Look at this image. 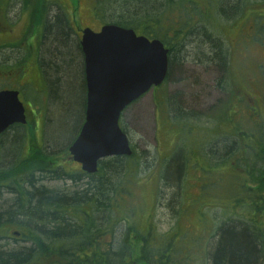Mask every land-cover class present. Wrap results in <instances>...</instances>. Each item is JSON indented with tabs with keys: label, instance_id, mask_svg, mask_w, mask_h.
<instances>
[{
	"label": "trees",
	"instance_id": "trees-1",
	"mask_svg": "<svg viewBox=\"0 0 264 264\" xmlns=\"http://www.w3.org/2000/svg\"><path fill=\"white\" fill-rule=\"evenodd\" d=\"M139 2L142 8H137L134 2L123 3L119 19L114 24L132 28L150 39H160L169 47V55L172 54L169 67L175 59L180 62L185 42L193 38L206 41L203 43L205 45L197 42V49L207 54L212 61L216 58L222 60L223 66L227 67L223 39L217 34L224 35L225 28L231 26L234 21L244 19L241 17L245 16L248 9L258 10L262 6V12L264 8V0ZM23 3L25 9L30 12L33 27L41 26L43 29V44L46 48L41 65L48 74V86L51 89L55 88L54 103L64 101L60 93L63 84L73 80L71 79L73 70H77L80 76L77 82H80L86 94L83 54L81 46L72 39V26L67 13L60 9L51 16L53 3L49 0H23ZM99 5L94 9L97 16ZM151 8L159 9V12L152 14L149 11ZM140 10H143V15L136 18L135 14ZM263 13L252 15L255 19L253 37L260 42L264 39ZM170 14H174L176 19L169 25L165 23L164 18ZM263 74L259 73L258 78L263 77ZM237 98L239 102L244 100L247 104L256 105L246 110L250 115L257 114L255 117L259 118L253 128L255 138H251L254 139L255 145L240 146L238 138L246 129L239 125H236L234 132L223 131L220 125L222 121L227 120L224 115L215 132L223 135L226 140L233 139L230 140L231 144L230 142L222 144V151L227 156L225 159L217 165L212 164L204 153L205 147L203 146L204 150L200 152L198 148L201 143H195L193 153L192 150L188 151L185 157L176 155L173 158L171 156L173 151L170 152L171 159L164 174L167 181L177 183L185 161L189 164L186 163L188 166L185 165L184 172L198 171V168H195L196 164L191 161L193 154V159L197 156L203 158L209 169L210 166L215 168L229 164L234 173L244 176V180L237 184L230 195L227 204L219 205L227 212L234 207L235 199L239 195L240 204L250 207L247 212L249 217L244 220L234 221L232 217H228L225 222L215 226L204 208L211 205L203 204L201 201L200 221L203 227H208L210 231L208 236L216 237L212 244L211 259L210 256L207 261L201 259L202 251L194 250V246L184 247L175 243L180 225L171 235H158L151 224L147 225L149 215L145 220L146 226L143 225L144 221L136 224L135 213L129 210L131 206L122 207L123 203L119 198L122 187L115 186L108 172L110 168L113 174L123 170L129 157L105 159L99 163L98 171L94 174L79 172L70 174L65 166L58 162V154L49 153L44 151L43 147L35 145L31 151L16 155L8 166L0 168V198L3 193L12 195L11 206L5 208L0 205V243L10 238L4 235V230L9 224L18 225V235L15 232L13 236L19 237L15 239L16 241L24 243V246L13 249H7L5 245L0 244V264H202L203 261L206 264H264V116L262 111H259L262 98L257 97L258 102L256 99H250L251 101H248L250 103L242 95ZM5 140L7 142L5 151L12 153L11 148L14 145L8 138ZM52 143L60 145L56 141ZM235 146L238 151L234 150ZM234 152L240 154L245 152L247 156L240 160L241 158ZM257 161L261 165L260 170L257 168L259 173L254 172ZM43 180H69L76 188L73 191L60 192L40 185V181ZM201 189L204 191L203 186ZM129 195L131 198V192ZM205 199L206 197L203 198ZM189 240L192 241V245L195 242L204 245L202 250L208 247L206 245L210 241L206 239L202 244V238L199 236L191 237Z\"/></svg>",
	"mask_w": 264,
	"mask_h": 264
},
{
	"label": "rangeland",
	"instance_id": "rangeland-1",
	"mask_svg": "<svg viewBox=\"0 0 264 264\" xmlns=\"http://www.w3.org/2000/svg\"><path fill=\"white\" fill-rule=\"evenodd\" d=\"M49 1L53 3L51 16L60 9L67 13L72 26V39L79 45L83 29L90 27L98 31L104 24H114L119 19L123 3L134 2L137 8H142L140 0ZM98 5L99 17L94 10ZM261 9L262 6L258 10L248 9L245 16L241 17L244 19L234 21L231 26L225 28L224 35L216 33L223 39L222 46L227 54L225 57V59L227 58V67L223 66L222 60L216 58L215 61H212V58L197 49V42L203 44L206 41L193 38L185 42L181 52L183 56L179 58L180 62H177V59L172 61L173 64H171L169 78L166 82L158 89L147 92L122 112L120 124L130 138L131 149L134 153L125 161L123 170L113 174L111 173L112 168H110L108 172V176L115 182V186L122 187V193L119 194L123 203L122 207L131 206L129 210L135 213L136 224L144 221L143 225L146 226L145 220L149 215L147 225L151 224L156 234L162 236L171 235L180 225L181 228L175 243L184 247L194 246L196 251L201 250L200 258L206 261L209 256L211 259L212 244L216 237L208 236L210 234L208 227H203L200 221L201 201L203 204L211 205L204 208L210 214L215 226L225 222L228 217H232L234 221L244 220L249 217L247 212L250 207L240 204L239 195L231 210L226 212L224 208L219 207V205L227 204L230 195L234 192L237 184L244 180V176L234 173L233 168L228 166L229 164L219 165L215 168L210 166L209 169V165L203 158L197 156L193 159V154L191 161L193 160L196 164L195 168H198V171L184 172L185 165L189 164L185 161L177 183L167 181L164 174L171 156L173 158L176 155L185 157L191 150L193 153L195 143H201L198 148L200 152L205 147L204 153L208 160L212 161V164L217 165L218 162L225 159L227 156L221 147L226 142L231 144L232 138L226 140L227 138L223 135L215 132L218 123L224 119V115L227 120L225 119L226 122L222 121L220 125L223 131L234 132L236 125H239L246 129L238 138L240 146L255 145L254 139L251 138L255 135L253 128L255 121H259V118L255 117L257 114L250 115L246 110L256 107V105L247 104L244 100L239 102L237 97L242 95L255 100L260 96L262 100L259 103L261 109L259 111H262L264 116V76L258 78L259 73H264V39L261 42L254 39L255 19L252 18L253 13H263L264 8L262 12ZM158 10L151 8L149 11L155 14L159 12ZM142 13L143 10L138 11L135 17L140 18ZM164 19L165 23L170 25L176 17L174 14H170ZM222 22L224 23V20ZM43 41L41 62L46 48ZM42 70L48 82V74L44 67ZM77 73V70H73L71 73L73 80L63 84L60 93V97L64 99L63 102L54 103L55 88L51 89L48 85L43 88L42 93L37 95V100L33 98V102L36 104L35 108L32 107L31 112L34 116L29 113L26 124L28 127L34 128L36 117L37 130H44L45 136L44 138L28 137L27 149L23 152L24 154L31 151L35 145L39 144L37 140L41 141L42 149L58 154V162L64 163L65 169L70 174L83 173L81 166L68 158V148L79 134L86 112V94L85 90L81 88L80 82H77L78 77L80 78ZM255 73L257 74L254 75ZM30 93L32 92L29 91ZM168 99L170 100L168 101ZM52 141H56L60 145L56 146ZM3 145L6 148L7 144ZM234 150L238 151L237 146ZM172 151L173 154L169 156ZM18 154L20 153L0 150V168L8 166ZM234 154L238 155L240 160H244L247 156L245 152H241V154L234 152ZM260 166L257 161L254 172L259 173L257 168L260 170ZM40 185L60 192L73 191L76 188L75 184L69 180H43L40 181ZM202 186L204 191L201 189ZM204 197H206L205 200H203ZM11 199L12 195L3 193L0 205L8 208L12 205ZM4 201L7 202L4 204ZM237 202L239 203L237 204ZM7 227L4 230V235L10 238L4 239L0 244L5 245L7 249L24 246L23 242L15 240L19 237L13 236V233L19 231L18 225L9 224ZM197 236L202 238V244L206 239L210 240V243L208 242L206 245L207 248L202 250L204 245H201L200 242H195L192 245V241L189 239ZM202 264H206V262L203 261Z\"/></svg>",
	"mask_w": 264,
	"mask_h": 264
},
{
	"label": "water",
	"instance_id": "water-1",
	"mask_svg": "<svg viewBox=\"0 0 264 264\" xmlns=\"http://www.w3.org/2000/svg\"><path fill=\"white\" fill-rule=\"evenodd\" d=\"M87 101L85 122L69 151L82 170L94 174L100 161L131 156L130 141L120 126L122 112L166 80L169 50L159 39L137 35L132 28L105 24L82 31ZM26 123L17 91L0 92V133Z\"/></svg>",
	"mask_w": 264,
	"mask_h": 264
},
{
	"label": "flooded vegetation",
	"instance_id": "flooded-vegetation-1",
	"mask_svg": "<svg viewBox=\"0 0 264 264\" xmlns=\"http://www.w3.org/2000/svg\"><path fill=\"white\" fill-rule=\"evenodd\" d=\"M33 26L30 12L25 9L23 0H0V92L6 90L18 92L19 99L25 107L26 119H28L29 113L33 115L31 110L36 104L33 102V98L37 100V95L42 93L43 88L48 85L41 65L43 29L41 26ZM170 37L173 38V36ZM166 48L169 49L167 46ZM171 55H169V66ZM83 72L86 88L84 67ZM29 91L32 93L29 94ZM85 98L87 101V97ZM245 99L247 102L251 101L248 97ZM258 101L259 99L256 98V102ZM34 122V128L28 127L27 122L25 124L15 123L1 132L0 150H6L3 145L4 143L7 144L6 138L14 145L12 151L19 153L26 151L28 137L44 138L45 131L42 129L37 130L36 117ZM37 142L39 143L38 146L42 147V142L38 140ZM28 148L30 149V147ZM69 156L68 158L74 161L70 153ZM75 163L81 166V164ZM61 165H64V163H61Z\"/></svg>",
	"mask_w": 264,
	"mask_h": 264
}]
</instances>
